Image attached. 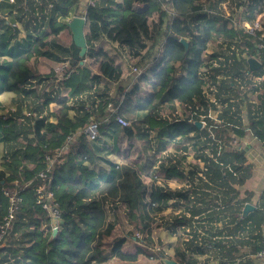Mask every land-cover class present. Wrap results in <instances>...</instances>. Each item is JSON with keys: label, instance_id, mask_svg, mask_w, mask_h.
Segmentation results:
<instances>
[{"label": "trees", "instance_id": "16d2710c", "mask_svg": "<svg viewBox=\"0 0 264 264\" xmlns=\"http://www.w3.org/2000/svg\"><path fill=\"white\" fill-rule=\"evenodd\" d=\"M90 1L83 55L65 23L82 0H15L11 6L26 14L20 20L28 41L10 44L17 35L0 30V91L14 94L16 108L0 115V223L9 206L4 191L23 198L0 244V264L150 261L155 216L168 209L180 211L173 222L182 231L173 247L177 264H253L264 248V204L244 215L249 200L234 186L245 183L250 167L234 142L248 134L264 141V54L257 40L223 19V0ZM4 23L0 19V28ZM251 56L261 60L260 69L250 71ZM63 63L69 72L60 77ZM133 66L142 69L138 76ZM51 103L55 122L48 119ZM210 111H219L215 119ZM201 116L203 127L196 123ZM91 122L111 130L121 160L104 158L112 169L100 179V147L84 132ZM155 141L158 151L173 146L177 154L183 146L185 152L159 162ZM189 145L203 168L183 164ZM206 146H213L210 153H197ZM43 171L47 182L39 177ZM176 179L200 182L179 189L181 202L172 204ZM42 183L58 203L56 217L36 204L33 188ZM120 207L132 228L124 236L113 215ZM130 237L142 245L126 247Z\"/></svg>", "mask_w": 264, "mask_h": 264}, {"label": "rangeland", "instance_id": "374dc122", "mask_svg": "<svg viewBox=\"0 0 264 264\" xmlns=\"http://www.w3.org/2000/svg\"><path fill=\"white\" fill-rule=\"evenodd\" d=\"M9 1L11 3H15V0L14 1L9 0ZM244 2L246 3V0H229V1L226 0L224 2L225 8H223L221 6V3H219V7H220V13H221V15H223L224 20H229L234 26L241 27L244 29L245 32H247L246 29L242 26L243 25L242 23L245 21L246 23L250 24L252 20H255L254 17H251L250 19L247 17L253 16V14L256 13L255 10H258V7L257 6L248 7L247 5H245ZM260 13L261 12H258L257 14H260ZM65 20H66V18H65ZM263 20H264V18H263ZM16 41L17 40L13 41L11 44L15 43ZM208 52L213 53L212 50H210ZM214 63L216 65L218 64L217 61H215ZM62 74L63 73L60 72L59 76L61 77ZM243 89L245 90L246 87ZM246 91H249V89L247 88ZM2 102L4 103L5 108L4 107L0 108V115L1 114H8V112H12V111L16 110L15 106H12L10 104V96L2 97ZM219 103H221V102H219ZM219 103H218V105L220 106ZM50 106H51V108L52 107L55 108L56 104L51 103ZM244 109H246V107ZM218 112L219 111L212 112V114H213L212 116L214 117V119L217 117ZM187 113H189V111ZM28 114H30V113H28ZM46 114H47V112L45 113V115ZM192 115L195 116L194 113H192ZM48 119L53 121V116L51 113L49 114ZM20 122H23V121H20ZM205 123H206V121H205ZM113 141H114V144H112V141L108 138V136L103 134L102 138H100V140L98 142H94V143L96 145H98L99 147L104 148L103 154L105 152H107V153L112 152L114 154V150H115L114 146H116L117 143L115 140H113ZM159 144H160V141L159 142L158 141L153 142V145L155 146V147H153L154 153L156 155V158L160 162L162 160L167 161L170 156L174 159L179 158L180 154L182 155L185 152L183 146H181V150L179 149L177 154H175L173 152V150H174L173 146H170L169 150L158 151L156 148H159V146H160ZM208 145H211V144H208ZM192 147H193L192 145L188 146L187 151H189L190 153H188L187 160H185L183 162V164H185V166L187 168H192L195 165L196 166L198 165L200 168H203L204 167L203 162H201L198 158H196V155H194V152L192 151ZM225 147H226V145H225ZM207 148H209V149H207ZM211 148H213V146H211V147L206 146L205 150H203V151L199 150V151H197V153H201V152L210 153ZM149 154L152 155L153 152H150ZM104 155H106V154H104ZM210 156H211V154H210ZM101 165H102V169H104V171H105L106 165L105 164L103 165V163H101ZM157 167L158 166L156 165L154 168H157ZM110 168L112 169L111 166H110ZM154 171H155V169L152 170V172H154ZM105 172H108V171H105ZM152 175H153V177L159 176L158 172H156V173L154 172V174H152ZM198 177H203L201 171H199ZM199 180L194 179V182H192V181L188 182L186 180L183 183L181 181H177V179L174 181H171L170 182V188L175 193L174 194L175 198H174V200L171 201L172 204H176L177 202H179V203L181 202L180 197L178 198L176 196V192L179 191V189H181L183 192H186L189 188H194L193 186H196L200 182ZM151 182H152V178H151L150 183ZM190 186H192V187H190ZM179 212L180 211L173 212L171 209H168L164 214L155 216L156 221L153 224L152 238L150 236V239L148 240V241H150V243L148 244V247H146V248H148L149 252L153 253L154 258L151 259L150 261L146 260V259L141 260L139 262V264H161V263L165 264L164 259L174 260L172 258L173 254H174L173 247L175 246V244L177 242V238H178L179 234L182 233V231H180V233H179L178 230L175 227H173V222L175 221V219L177 217H179ZM113 215L116 216V218L118 220L117 226H116V232L118 233V235L124 236V234H126L129 229H132L130 227V225H128V223H127V219H126V216L124 214V207H120L116 213H113ZM113 215H111L112 220L114 218ZM163 215H165V216H163ZM132 238L133 237L129 238L128 242L126 243V247H129L130 249H134L135 246L142 245L140 238L137 241L134 238L133 239ZM17 264H30V262L20 261ZM106 264H127V263L121 262V261L117 260L116 258H113V259L109 260L108 262H106Z\"/></svg>", "mask_w": 264, "mask_h": 264}, {"label": "crops", "instance_id": "0c3cea01", "mask_svg": "<svg viewBox=\"0 0 264 264\" xmlns=\"http://www.w3.org/2000/svg\"><path fill=\"white\" fill-rule=\"evenodd\" d=\"M87 1L88 0H82V3L79 6V10H78L79 12L81 10V7L84 6L83 4L86 3ZM8 2L9 3H6L3 6L0 3V19L5 20V23L0 28V30L2 32H5V33L8 32V34H10V35H17L16 38H13L12 41H10V44L13 41L17 40L13 44L18 43L20 46L25 45V42L28 41V31H27L26 27H24V23H22L20 19H25L26 14H25V12H23L24 14H18L16 11L17 6H11L12 5V4H10L11 2L9 0H8ZM24 8H25V10L27 9L26 6ZM70 14L71 15L66 18L65 23L70 22L69 20L74 15L78 14V12L73 11ZM6 23L11 24V27L10 26L8 27L7 25H5ZM33 25L34 24L31 25V28L29 31H31L33 33V35L35 36L37 33H39V31H38V29H33L32 28ZM244 55L245 54H243V56ZM260 62H261V60H260ZM243 88H245V87H243ZM207 95L210 97V94H207ZM4 96H10V104L12 105V99L14 97V94L12 92L0 91V103H1L2 107L5 108L4 103L2 102V97H4ZM50 113L52 114L53 121L55 122L56 121V113H55L54 107L51 108ZM212 115H213L212 111H210L208 117L214 118ZM201 119H202L201 122L203 123L201 125V127H203L206 124L205 120H203L204 116H201ZM100 132H101V138L104 134V135L108 136V138L112 141V144H114L112 132L110 129H104L103 131H100ZM234 143H236V145L242 144L241 149H244L245 156L247 157V163L246 164H248V166L250 167V173H249L250 176L247 178L245 183L242 185L235 184L234 187L236 188V190H238V194H239V197L241 199L249 200V202H247L246 204L249 203V204L253 205L254 207H257V205L264 204V146L263 145L249 146L248 143L243 142L239 139L235 140ZM103 150H104V148H102V147H100V149L97 150L98 159L96 160L97 161L96 163L99 165H101V163H103V165L105 164L106 165L105 171L109 172L111 169L110 164L108 162H106V160L104 161L103 158H107L108 160H110L112 163H115V164H119L121 162V160L118 157V155L116 154L115 150H114V154L112 152L111 153L105 152L104 154H106V155L103 154ZM4 153H5V144L0 143V170L2 169V163H1L2 159L1 158L4 155ZM101 170L102 171H99V173L97 174L98 178L103 176L104 173H108V172H105L104 169H101ZM253 264H264V259H256V260L253 259Z\"/></svg>", "mask_w": 264, "mask_h": 264}, {"label": "built area", "instance_id": "2783aa9c", "mask_svg": "<svg viewBox=\"0 0 264 264\" xmlns=\"http://www.w3.org/2000/svg\"><path fill=\"white\" fill-rule=\"evenodd\" d=\"M4 0H0V3ZM14 1V0H12ZM226 0H223L221 2V6L224 7V2ZM229 1V0H228ZM91 1L88 0L86 3H84L83 7H81L80 12L78 14L74 15L69 21H71L74 17H84L86 19L88 11L86 10V6ZM263 2V3H262ZM262 4V5H261ZM248 7L257 6L258 10H255L256 13L253 14V16L247 17L251 18L254 17L255 20H252L250 24L246 23L245 21L242 23L243 27L246 28V31L249 35H252L257 40V47H258V54L262 55L264 54V0H249L247 2ZM258 12H261L260 14H257ZM253 13V12H252ZM236 24V23H235ZM211 53V52H210ZM256 57V56H253ZM257 58V57H256ZM259 59V58H257ZM65 66H67V63H63L60 65L57 69L58 73L62 72L63 74L61 77H63L67 71ZM132 72L135 73L137 76L142 72V69L138 66H133ZM211 97L212 102H218L216 101L215 97ZM119 123H125V121L121 118L118 120ZM85 135L89 142H95L98 141L101 138V133L99 130V126L97 123L91 122L86 128H85ZM69 140L74 139V136H69ZM264 146V141L262 142ZM46 162L48 163V166L51 165L49 157H47ZM39 177L46 181L48 179V171H43L39 174ZM47 182V181H46ZM5 184V183H4ZM49 183H42L39 186L33 188L34 194L36 197V204L40 206L47 215L52 214L53 216H58V203L56 202V199H54V194L51 190L48 188ZM5 196L9 200V206L7 208L6 213L2 217V221L0 223V244H3L5 240V234L10 229L11 224L14 220L16 212L19 210L20 205L23 203V198L20 195V193L16 190H5L4 191ZM52 229L57 230L58 225L52 224ZM253 259H264V248L259 249L256 254L253 256Z\"/></svg>", "mask_w": 264, "mask_h": 264}, {"label": "water", "instance_id": "95a60500", "mask_svg": "<svg viewBox=\"0 0 264 264\" xmlns=\"http://www.w3.org/2000/svg\"><path fill=\"white\" fill-rule=\"evenodd\" d=\"M85 22H86V19L81 16V17H74L70 22L67 23V25L73 32L75 44L82 49L81 55H83L88 49L86 48V39H85L84 30H83ZM182 42L185 44V46L188 47V43L186 40L183 39ZM247 63H249L250 71L258 70L262 67V63L260 62V60L253 56L248 58ZM196 123L201 124V122H196ZM237 138L243 142L248 143L249 146L263 145L261 140H259L258 138H254V136H252L251 134H248L247 136L243 138L241 137H237ZM241 147H242V144L237 145V148H241ZM254 209L255 207L248 203L245 205L243 209V213L244 215H248L249 214L248 212ZM164 263L165 264H177L175 260H171V259H164Z\"/></svg>", "mask_w": 264, "mask_h": 264}, {"label": "bare ground", "instance_id": "6f19581e", "mask_svg": "<svg viewBox=\"0 0 264 264\" xmlns=\"http://www.w3.org/2000/svg\"><path fill=\"white\" fill-rule=\"evenodd\" d=\"M245 28V27H244ZM246 29V28H245ZM247 33V32H246ZM200 122V121H198ZM203 123L201 122L200 126L202 125ZM104 133V132H103ZM164 136V135H163ZM126 139V138H125ZM2 159V158H1ZM160 162V161H159ZM164 187V186H163ZM160 188V187H159ZM180 191V190H179ZM136 239V238H135Z\"/></svg>", "mask_w": 264, "mask_h": 264}]
</instances>
